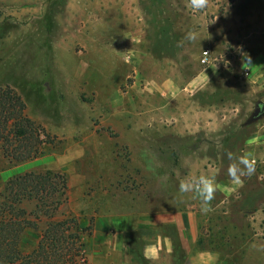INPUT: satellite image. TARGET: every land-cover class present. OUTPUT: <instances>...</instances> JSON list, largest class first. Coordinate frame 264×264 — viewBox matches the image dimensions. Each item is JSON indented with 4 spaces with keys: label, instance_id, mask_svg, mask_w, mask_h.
Returning a JSON list of instances; mask_svg holds the SVG:
<instances>
[{
    "label": "rangeland",
    "instance_id": "374dc122",
    "mask_svg": "<svg viewBox=\"0 0 264 264\" xmlns=\"http://www.w3.org/2000/svg\"><path fill=\"white\" fill-rule=\"evenodd\" d=\"M6 86L57 140L20 164L0 143V192L12 176L65 174L56 219L94 227L103 209H195L219 264H264V0H208L196 12L188 0H0ZM227 152L256 160L241 185L227 175ZM199 175L219 185L207 213L178 191Z\"/></svg>",
    "mask_w": 264,
    "mask_h": 264
},
{
    "label": "trees",
    "instance_id": "16d2710c",
    "mask_svg": "<svg viewBox=\"0 0 264 264\" xmlns=\"http://www.w3.org/2000/svg\"><path fill=\"white\" fill-rule=\"evenodd\" d=\"M56 140L28 116L26 103L13 88H0V143L10 163L42 157ZM67 200L65 174L27 172L7 180L0 192V264H88L85 238L92 236L93 220H57ZM26 201L35 202L34 211L22 207ZM28 236L35 241L29 248Z\"/></svg>",
    "mask_w": 264,
    "mask_h": 264
},
{
    "label": "crops",
    "instance_id": "0c3cea01",
    "mask_svg": "<svg viewBox=\"0 0 264 264\" xmlns=\"http://www.w3.org/2000/svg\"><path fill=\"white\" fill-rule=\"evenodd\" d=\"M105 211L91 236L90 264H219L220 255L206 240L195 209L151 210L132 217Z\"/></svg>",
    "mask_w": 264,
    "mask_h": 264
},
{
    "label": "clouds",
    "instance_id": "9594fccd",
    "mask_svg": "<svg viewBox=\"0 0 264 264\" xmlns=\"http://www.w3.org/2000/svg\"><path fill=\"white\" fill-rule=\"evenodd\" d=\"M208 0H188L190 8L196 11H202L207 7ZM198 38V32L189 30L184 36V40L188 43L194 42ZM239 51V49H238ZM242 66L248 65L251 68V57L241 51ZM229 161L227 168V175L235 185H241L244 177H251L256 172V160L251 153H243L241 155H234L232 152L225 154ZM218 183L214 176H186L179 185L178 191L181 195L191 193L192 198L198 200L202 213L210 211L211 201L215 199V194L218 190ZM253 247H257L253 245ZM259 250H264L261 246Z\"/></svg>",
    "mask_w": 264,
    "mask_h": 264
}]
</instances>
